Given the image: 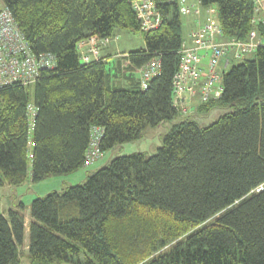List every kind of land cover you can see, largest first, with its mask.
<instances>
[{"label":"trees","instance_id":"obj_1","mask_svg":"<svg viewBox=\"0 0 264 264\" xmlns=\"http://www.w3.org/2000/svg\"><path fill=\"white\" fill-rule=\"evenodd\" d=\"M133 1L0 0L33 54L54 56L34 83L0 87V186L24 182L28 163L33 181L83 166L92 126L103 131L100 152L116 153L83 182L32 200L29 263L264 264V43L223 72L218 98L199 102L203 113L232 109L200 127L172 104L183 0H152L161 21L147 31ZM199 2L214 10L222 39L245 40L252 29L264 38L256 0ZM115 30L144 40L116 53L118 73L111 54L80 60V41ZM154 57L159 71L142 89L137 69ZM160 123L169 126L149 156L115 152ZM16 206L0 212V264H22L24 204Z\"/></svg>","mask_w":264,"mask_h":264},{"label":"built area","instance_id":"obj_2","mask_svg":"<svg viewBox=\"0 0 264 264\" xmlns=\"http://www.w3.org/2000/svg\"><path fill=\"white\" fill-rule=\"evenodd\" d=\"M256 4L264 14L261 1L256 0ZM132 7L139 18L142 30L147 31L160 24L161 15L152 0H134ZM180 10L183 15L200 13L197 7L184 1L181 2ZM213 13L212 8H207L205 21L189 34L191 42L183 40L181 43V60L174 73L172 86V104L180 114L189 112L190 103L194 99L198 103H204L221 95L223 73L220 72L219 65L222 59L225 66H228L231 58L240 59L247 52H254L260 43H264L255 29L248 33L245 40L235 38L217 40L216 37H222L221 29L214 20ZM259 19L264 23V17L254 18L256 22ZM109 40L107 37L98 39L96 36H90L80 41L78 43L80 60L89 62L98 59L100 46L106 45ZM53 65V54L42 53L38 56L33 54L11 12L7 7H0V87L16 81L25 85L32 84L41 69ZM159 68V59L154 57L137 69L142 89L147 87L148 81L158 73ZM27 111L29 119L32 120L35 113L32 104L27 105ZM102 132L99 126L91 127L84 166L91 165L102 155L99 147Z\"/></svg>","mask_w":264,"mask_h":264},{"label":"rangeland","instance_id":"obj_3","mask_svg":"<svg viewBox=\"0 0 264 264\" xmlns=\"http://www.w3.org/2000/svg\"><path fill=\"white\" fill-rule=\"evenodd\" d=\"M215 21H217V15L214 16ZM182 37L187 42H191L188 35L190 27H188L187 21L192 20L189 14L182 16ZM195 29V28H194ZM264 41V38H263ZM144 47V40L141 31H128V30H115L114 35L110 37V40L106 45H103L100 51L105 54L107 51L111 53L109 56L107 66H112L113 71L118 73L115 67L116 53L123 51L136 50ZM247 58H253L254 52H247ZM229 57V56H228ZM231 58V57H230ZM241 61L240 59H232L229 63V67L236 65ZM227 68V69H228ZM200 104L197 103V109L194 113L190 114L197 125L200 127L207 126L214 122L219 116L231 111V108H212L209 112L203 113L198 109ZM169 123L157 124V125H147L141 132L137 139L125 142L120 148H117L115 152L119 155H126L132 152H143L147 157L151 153L155 152L157 147L161 143L163 133L166 131ZM116 155V153H111L110 151H105L102 156H100L94 163L89 166H80L79 168L63 174L57 175H47L41 180L33 181L31 178V165L28 163L27 171L28 176L26 180L17 185L4 184L0 186V212L7 214L10 208L17 209V203L22 202L24 204V209L22 213H26L27 217L30 216V204L32 200L36 197L44 196L45 194L55 190L61 191L66 186L76 185L83 182L87 175L96 171L101 166L109 162V160ZM29 236L26 231L24 235V242L27 243ZM23 254H22V264H30L27 258L26 244H23ZM67 264V263H66Z\"/></svg>","mask_w":264,"mask_h":264},{"label":"crops","instance_id":"obj_4","mask_svg":"<svg viewBox=\"0 0 264 264\" xmlns=\"http://www.w3.org/2000/svg\"><path fill=\"white\" fill-rule=\"evenodd\" d=\"M185 3H188V4H193L195 7H197L199 9V17L195 14V13H191L189 14V17L192 18V20H188L187 21V24H188V27H190L189 31H188V35L187 37L189 36L190 32L196 28L200 23L202 24L204 21H205V18L207 16V8H203L201 5H200V2L199 0H183ZM217 40H221L222 38L221 37H216ZM102 52L99 51V55L102 56ZM106 54H111L110 52H106ZM229 66H225V63H224V60L222 59L221 62H220V65H219V70L220 72H224L227 70ZM197 101L196 99L192 100V102L190 103V110H189V113H194L197 109ZM199 104V103H198ZM23 216H24V222H25V229H24V235L26 233V231L28 232V224L31 220L30 216L27 217L26 213L24 212L23 213ZM26 244V247H27V244H28V240H27V243L24 242ZM59 264H66V263H59Z\"/></svg>","mask_w":264,"mask_h":264}]
</instances>
